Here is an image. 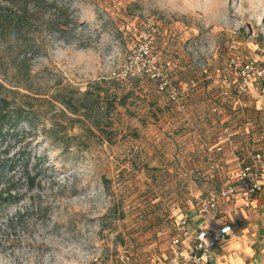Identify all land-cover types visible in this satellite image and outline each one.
Listing matches in <instances>:
<instances>
[{"label":"rangeland","instance_id":"374dc122","mask_svg":"<svg viewBox=\"0 0 264 264\" xmlns=\"http://www.w3.org/2000/svg\"><path fill=\"white\" fill-rule=\"evenodd\" d=\"M48 2L21 22L0 0V105L22 115L0 129V187L22 197L0 213V264H154L182 213L264 156V98L238 95L229 66H264V0ZM147 19L185 112L148 79L113 77Z\"/></svg>","mask_w":264,"mask_h":264},{"label":"built area","instance_id":"2783aa9c","mask_svg":"<svg viewBox=\"0 0 264 264\" xmlns=\"http://www.w3.org/2000/svg\"><path fill=\"white\" fill-rule=\"evenodd\" d=\"M157 28L151 19L145 20L138 32L135 44L129 46L123 54L120 68L113 77L126 81L129 79H148L156 84L170 103L181 112L186 111L188 92L172 76L173 64L161 61L155 54ZM229 66L234 74V85L239 95L251 100L264 98V66L253 59H241L233 56ZM264 156L256 152L250 159L243 158L234 181L211 192L199 207L203 221H212L211 227L196 228L188 213L178 218V233L172 238L171 252L154 264H205L211 251L232 231V225L219 221L220 203L231 201L237 195L243 196L244 206L249 208L263 188ZM230 229L225 232L224 229Z\"/></svg>","mask_w":264,"mask_h":264},{"label":"crops","instance_id":"0c3cea01","mask_svg":"<svg viewBox=\"0 0 264 264\" xmlns=\"http://www.w3.org/2000/svg\"><path fill=\"white\" fill-rule=\"evenodd\" d=\"M235 178L236 175L227 183ZM192 221L196 228L213 225L212 221H203L199 211ZM219 221L231 224L233 231L211 251L205 264H264V185L249 208L244 206L241 195L221 202ZM170 252L171 246L161 260L166 259Z\"/></svg>","mask_w":264,"mask_h":264},{"label":"trees","instance_id":"16d2710c","mask_svg":"<svg viewBox=\"0 0 264 264\" xmlns=\"http://www.w3.org/2000/svg\"><path fill=\"white\" fill-rule=\"evenodd\" d=\"M5 1L8 4L12 5L13 7H19V10L22 12L20 16L18 15L19 21H26V16H36L38 15L42 10L48 8L54 7L55 3H49L48 0H1ZM22 7V8H21ZM57 9V8H56ZM11 10L7 8L6 6L0 5V29L2 30L4 28V18L10 17L9 12ZM54 18H49L48 23L52 27H50L54 32L58 33L62 38L66 37V28L67 23H63L61 21L62 17L60 15H54ZM41 18V17H38ZM62 22V23H61ZM172 76L175 79L176 82L179 83V81L175 78V68L173 66L172 69ZM132 80V79H129ZM5 102L2 100V103ZM172 104V103H171ZM22 119V115L18 111L14 112H6L4 109V106L0 105V129L3 128L5 124L11 123V122H19ZM13 165L8 166V169H13ZM3 169H0V185L4 184V179L6 178V174H2ZM30 186L32 187L34 185V178L33 177H27ZM22 200L21 195L18 193V188L15 184H9L7 188H1L0 187V213L7 207L15 205L19 203Z\"/></svg>","mask_w":264,"mask_h":264},{"label":"clouds","instance_id":"9594fccd","mask_svg":"<svg viewBox=\"0 0 264 264\" xmlns=\"http://www.w3.org/2000/svg\"><path fill=\"white\" fill-rule=\"evenodd\" d=\"M224 231H225V232H229V231H230V229H228V228H225V229H224Z\"/></svg>","mask_w":264,"mask_h":264}]
</instances>
